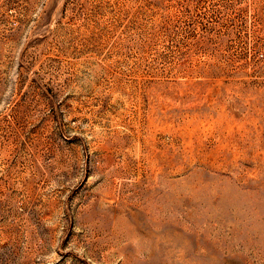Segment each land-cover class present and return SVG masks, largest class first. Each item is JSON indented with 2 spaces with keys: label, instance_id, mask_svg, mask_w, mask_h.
Listing matches in <instances>:
<instances>
[{
  "label": "rangeland",
  "instance_id": "rangeland-1",
  "mask_svg": "<svg viewBox=\"0 0 264 264\" xmlns=\"http://www.w3.org/2000/svg\"><path fill=\"white\" fill-rule=\"evenodd\" d=\"M0 264H264V0H0Z\"/></svg>",
  "mask_w": 264,
  "mask_h": 264
}]
</instances>
